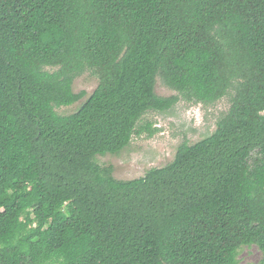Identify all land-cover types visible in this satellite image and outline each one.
<instances>
[{"label": "trees", "instance_id": "1", "mask_svg": "<svg viewBox=\"0 0 264 264\" xmlns=\"http://www.w3.org/2000/svg\"><path fill=\"white\" fill-rule=\"evenodd\" d=\"M86 72L96 89L58 115ZM227 96L166 166L120 181L97 163L147 113ZM243 247L264 264V0H0V264H238Z\"/></svg>", "mask_w": 264, "mask_h": 264}, {"label": "rangeland", "instance_id": "2", "mask_svg": "<svg viewBox=\"0 0 264 264\" xmlns=\"http://www.w3.org/2000/svg\"><path fill=\"white\" fill-rule=\"evenodd\" d=\"M98 85L97 77L86 72L73 82L74 93L83 92L85 97L78 103L55 108L58 115H70L94 92ZM155 93L160 97H169L176 93L157 79ZM231 94V93H230ZM229 108V96L220 101L202 105L194 102H179L164 113L149 112L143 116L139 127L140 135L133 136L130 144L118 154L97 156L96 161L102 167L110 166L116 180L129 181L141 178L150 169H158L171 163L177 147L186 141L194 144L211 135L219 118ZM157 130L154 133L147 127ZM262 255L256 247H243L238 255V264H261Z\"/></svg>", "mask_w": 264, "mask_h": 264}]
</instances>
